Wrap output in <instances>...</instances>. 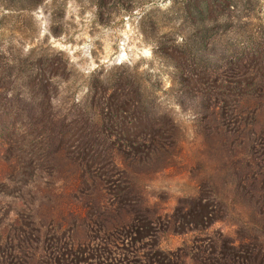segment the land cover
<instances>
[{"label":"rangeland","instance_id":"obj_1","mask_svg":"<svg viewBox=\"0 0 264 264\" xmlns=\"http://www.w3.org/2000/svg\"><path fill=\"white\" fill-rule=\"evenodd\" d=\"M263 89L264 0H0V264H264Z\"/></svg>","mask_w":264,"mask_h":264},{"label":"trees","instance_id":"obj_2","mask_svg":"<svg viewBox=\"0 0 264 264\" xmlns=\"http://www.w3.org/2000/svg\"><path fill=\"white\" fill-rule=\"evenodd\" d=\"M214 3H218L220 0H213ZM261 69L258 68V72H260ZM258 72H253V74L248 75L251 76V80L255 81L254 75H259ZM247 76V75H246ZM263 88V87H262ZM264 90V89H263ZM149 222H153V220H149ZM134 224V221L125 222L124 220H118L109 223L107 227H105V233L108 232H115L119 229L124 228H131V225ZM132 228H134L132 226ZM126 237H116L113 240H101L99 243H96L95 246V255L94 259L95 262L99 261V264H104L108 261H113L114 264H133L138 261L139 257L136 255H133L132 251H129L128 243H131L130 241L128 243L125 242ZM122 239V240H121ZM213 253V252H212ZM210 256V255H207ZM142 259V258H140ZM141 261V260H139ZM206 264H238L240 261H238L236 258H223V255L221 254H213L208 259H205ZM244 264H247L246 261L243 262Z\"/></svg>","mask_w":264,"mask_h":264}]
</instances>
